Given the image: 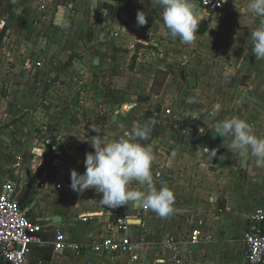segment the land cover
Returning <instances> with one entry per match:
<instances>
[{"label": "rangeland", "instance_id": "1", "mask_svg": "<svg viewBox=\"0 0 264 264\" xmlns=\"http://www.w3.org/2000/svg\"><path fill=\"white\" fill-rule=\"evenodd\" d=\"M47 2L0 0V28L3 24L12 28L0 47V175L12 170L20 185L39 188L37 182H47L51 192L50 183L58 182L63 190L57 197H70L78 210L75 218L109 219L112 209L100 203L102 194L92 189L78 194L70 188L71 171L85 172L86 153L94 152L91 143L97 135L95 129L112 140L134 124L149 123L151 135L142 143L155 157L152 173L157 189L163 186L160 183L164 177L159 168L177 162L190 165L196 144L216 149L222 157L221 165L246 167L250 175L264 177V162L257 163L252 156H235L215 132L217 121L237 117L245 120L258 137H264V59L257 60L252 54L251 40V29L264 26V17L227 13V2L213 14L200 8L201 18L209 19L214 26L206 40L211 47L202 50L193 46L192 51L201 54L197 62L190 63L174 60V47L129 42L119 28L97 30L96 41L103 39L110 45L97 54L86 53L65 68L75 51H89L90 47L76 43L81 42L79 37L92 21H106L105 8L99 6L92 16L89 11L93 9L87 2L86 7H76L70 0H58L52 13L40 12ZM60 4L66 12L60 20L70 28L55 27L61 15L56 16L54 11ZM133 22L128 23L131 26ZM171 73L175 81L165 90ZM182 76L185 80L178 84ZM191 77L198 79L196 89L189 86ZM194 112L199 113V120L191 118ZM66 117L70 120L62 123ZM200 128L208 139L195 144ZM49 144L57 153L54 171L45 166L44 153ZM131 187L144 190L135 181ZM136 207L129 202L119 208L134 215ZM186 209L182 205L183 212L178 213L185 214ZM147 215L149 224L141 226L145 233L137 234L145 235V245L135 255L107 257L111 264H159L162 240L158 238V214L151 210Z\"/></svg>", "mask_w": 264, "mask_h": 264}, {"label": "crops", "instance_id": "2", "mask_svg": "<svg viewBox=\"0 0 264 264\" xmlns=\"http://www.w3.org/2000/svg\"><path fill=\"white\" fill-rule=\"evenodd\" d=\"M31 1L34 2V0ZM97 1L76 0L75 2L70 0V2H75L76 7H86V2L89 3L88 5L93 9V11H89L92 16L98 12L99 6L103 5L105 8L104 18H106V21L104 23L92 21L89 27L85 29L84 35L80 36L82 39L79 37L81 42L76 44L80 43L83 48L87 46L90 48L85 53H81L82 51L80 50L75 51L76 59L82 58L86 53L91 52L93 55L105 50L110 45V42L103 39L96 41L94 34H96L97 30H111L114 28L123 29L124 32L121 35H124L126 37L125 40L129 42L164 48L167 46L174 47L172 49L174 55L172 56L174 60L180 62L190 63L198 61L201 53L192 51V47L195 45H198L202 50L211 47L206 41L214 28L209 19H200L195 33V40L191 45H185L178 38L159 34V26L162 23V9L156 3V0H143L142 3L141 0H103L102 3H97ZM49 2H47V7L41 6L40 12L52 13L53 5L59 4L58 0H49ZM226 2L230 5L229 9L227 8V13L238 12L233 5V0H226ZM195 5L200 9V0H195ZM55 9L54 13L57 14L56 16L61 15L59 20H56L55 27L57 26L56 28L59 29L70 28L67 22L64 23L60 20L63 14L66 13L63 11L65 7L60 4ZM138 11H144L147 17L148 23L144 26H137L136 17ZM115 16L120 20H114ZM127 17H131L135 21L133 22ZM131 21L133 25L130 26L128 22ZM19 22L21 21L18 20L17 23ZM1 27L8 29L4 36L5 41V37L9 36L12 28H9L7 24H3ZM2 30L0 28V34ZM3 43L0 44V47ZM47 54L48 51L46 52ZM183 78L182 76L177 83L182 84L183 80H185ZM174 79L175 76L172 73L168 75L164 89L173 84ZM67 120H70V118L66 117L62 120V123H67ZM186 126L189 128L190 124ZM62 131L66 133L67 129L62 128ZM207 139L208 136L205 134L203 136L200 133L198 140L195 139V144L197 142H205ZM206 148L209 151L213 150L204 144L195 145L190 157V165H178L179 163L177 162L171 166L163 165L159 168L160 174L164 175L160 184L173 191L175 195L173 208H176V211L170 213L171 218L158 215L160 224L158 227L159 241L168 235L176 236L181 243L180 250L186 258L187 264H248L246 261L244 236L247 232L249 218L258 210L264 213V177L257 178L250 175L251 171L246 167L221 165L219 158L222 159V157L219 152L217 151V155L213 157L205 150ZM203 161L208 162L209 165L206 163L202 164ZM13 178L15 176L12 170L3 171L0 175V189L8 182H16V178L14 180ZM50 179L53 180L48 177L50 182ZM158 181L156 178V182ZM50 184L53 192L49 189V184L47 189L42 188V190H39V188L23 186L17 182L18 197L22 210L33 223L42 228L44 241L43 244L34 245L31 248V264H111L106 256L103 257L91 253L77 254L69 248L55 252L54 241L56 233L60 231L64 233L66 242L78 244L85 243L92 238L118 235L117 224L113 223L111 217L121 216L120 219H124L127 216L144 217L142 216V206L136 207L138 212L134 215L122 213V210L117 207L112 209V215L109 219L84 221V218H88H75L78 210L75 203L70 201L69 196L57 197L63 190L62 185L58 189V182H51ZM182 205L187 209L185 214L181 213L180 215L178 212H183L180 210ZM55 217H60L62 222L59 224L54 223ZM168 221L169 224L166 223ZM142 222L145 225L149 224V216H145ZM137 224L139 225L140 223L137 222ZM141 229L143 228L140 226L138 229L136 228L138 233L142 232ZM142 233H145V231ZM195 233H198V236ZM192 237L199 239V242L193 243ZM160 248V255L163 258L167 254V248L163 245ZM159 260L161 259L157 261ZM0 264L9 263L0 255Z\"/></svg>", "mask_w": 264, "mask_h": 264}, {"label": "clouds", "instance_id": "3", "mask_svg": "<svg viewBox=\"0 0 264 264\" xmlns=\"http://www.w3.org/2000/svg\"><path fill=\"white\" fill-rule=\"evenodd\" d=\"M156 3L162 9L159 34L191 45L202 15L195 0H156ZM233 5L245 15L264 17V0H233ZM136 20L138 27L148 23L144 11L137 12ZM251 40L252 54L257 60L264 59V26L251 29ZM191 118L199 120V113L194 112ZM151 131L149 123L134 124L118 138L107 140L95 129L97 135L91 143L94 152L86 153L83 174L71 171L70 188L78 194L89 189L102 194L100 203L108 209L132 202L147 206L161 217L172 213L175 195L166 186L159 189L154 186L152 165L155 157L142 143L149 139ZM204 132V128H200V133ZM215 132L235 156L241 159L252 156L257 163L264 162V137H258L245 120L233 117L217 121ZM205 150L213 157L217 155L216 149ZM134 181L144 190H134L131 187Z\"/></svg>", "mask_w": 264, "mask_h": 264}, {"label": "built area", "instance_id": "4", "mask_svg": "<svg viewBox=\"0 0 264 264\" xmlns=\"http://www.w3.org/2000/svg\"><path fill=\"white\" fill-rule=\"evenodd\" d=\"M201 8L207 14L220 11L226 0H200ZM170 109L168 114H170ZM47 182H37L36 186L44 188ZM58 189L61 186H57ZM150 208L142 206V213L149 214ZM87 221V219H84ZM130 221H141L138 217L127 216L116 224L118 235L88 239L85 243H68L64 233L58 231L55 235L54 251L59 252L69 248L77 254L91 253L109 258L122 255L138 254V249L145 245V235H137L138 227L143 222L132 225ZM198 233H195L197 235ZM198 236V235H197ZM196 236V237H197ZM193 238V243L199 239ZM42 228L33 223L21 208L18 197L17 182L11 181L0 189V255L9 264H31L30 252L34 245L43 244ZM246 261L248 264H264V213L258 210L249 218L247 232L244 236ZM161 244L167 248V254L159 260L161 264H187L180 250V241L176 236L168 235Z\"/></svg>", "mask_w": 264, "mask_h": 264}, {"label": "trees", "instance_id": "5", "mask_svg": "<svg viewBox=\"0 0 264 264\" xmlns=\"http://www.w3.org/2000/svg\"><path fill=\"white\" fill-rule=\"evenodd\" d=\"M6 28L3 27L2 33L0 34V44L3 41V38L6 34ZM76 55L71 56L70 57V62L66 64L65 68H67L69 65L72 64V62L76 59ZM45 157H46V168H48V170L54 171L56 170V166L54 165V160H56L57 158V153L53 150L52 145H47L46 149H45V153H44ZM121 216H112L111 219L113 220L114 223H117L120 220Z\"/></svg>", "mask_w": 264, "mask_h": 264}, {"label": "water", "instance_id": "6", "mask_svg": "<svg viewBox=\"0 0 264 264\" xmlns=\"http://www.w3.org/2000/svg\"><path fill=\"white\" fill-rule=\"evenodd\" d=\"M189 86H190V88H192V89H196V87L198 86V80H197L196 77H191V78L189 79ZM61 222H62V219H61L60 217H55V219H54V223L59 224V223H61ZM137 222L141 223V221H130V223H131L132 225H136Z\"/></svg>", "mask_w": 264, "mask_h": 264}]
</instances>
